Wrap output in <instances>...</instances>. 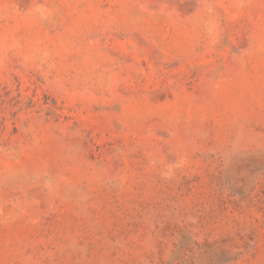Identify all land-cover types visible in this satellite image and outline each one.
<instances>
[{
    "label": "rangeland",
    "instance_id": "obj_1",
    "mask_svg": "<svg viewBox=\"0 0 264 264\" xmlns=\"http://www.w3.org/2000/svg\"><path fill=\"white\" fill-rule=\"evenodd\" d=\"M0 264H264V0H0Z\"/></svg>",
    "mask_w": 264,
    "mask_h": 264
}]
</instances>
